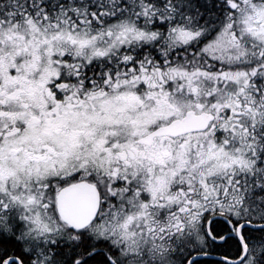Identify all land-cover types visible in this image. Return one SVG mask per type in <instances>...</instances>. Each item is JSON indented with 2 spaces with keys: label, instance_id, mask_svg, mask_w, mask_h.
Returning a JSON list of instances; mask_svg holds the SVG:
<instances>
[{
  "label": "snow or ice",
  "instance_id": "snow-or-ice-1",
  "mask_svg": "<svg viewBox=\"0 0 264 264\" xmlns=\"http://www.w3.org/2000/svg\"><path fill=\"white\" fill-rule=\"evenodd\" d=\"M0 264H264V0H0Z\"/></svg>",
  "mask_w": 264,
  "mask_h": 264
}]
</instances>
